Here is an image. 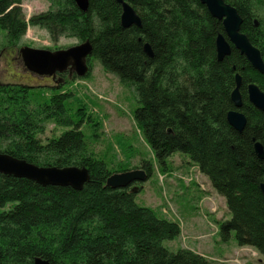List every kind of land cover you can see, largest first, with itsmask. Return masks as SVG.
Masks as SVG:
<instances>
[{
    "label": "trees",
    "instance_id": "1",
    "mask_svg": "<svg viewBox=\"0 0 264 264\" xmlns=\"http://www.w3.org/2000/svg\"><path fill=\"white\" fill-rule=\"evenodd\" d=\"M47 1L46 10L26 18L23 0H0L1 50L18 49L28 26H37L54 42H89L87 72L78 76L67 67L53 86L0 81V152L37 166L86 168L89 179L75 189L0 173V264H33L36 257L51 264H208L189 248L165 246L179 236L180 225L136 202L138 182L106 185L129 164L111 168V159L88 149L83 126H96L97 119L85 114L84 103L73 107L72 94L62 90L69 76L87 78L94 60L134 91L133 118L158 167L173 154L184 155L224 198L228 217L216 221L220 242L233 238L264 256V158L253 147L264 142V110L248 101L246 89L254 82L264 91V74L232 45L217 58L222 20L200 0H125L139 26L121 24L117 0H87L85 10L75 0ZM224 1L242 17L241 31L264 62V0ZM236 73L246 118L241 131L226 119L235 109ZM48 122L65 129L43 142L39 135ZM135 167L151 177L152 161Z\"/></svg>",
    "mask_w": 264,
    "mask_h": 264
},
{
    "label": "rangeland",
    "instance_id": "2",
    "mask_svg": "<svg viewBox=\"0 0 264 264\" xmlns=\"http://www.w3.org/2000/svg\"><path fill=\"white\" fill-rule=\"evenodd\" d=\"M48 5L47 0H23L21 3L26 18L46 10ZM2 42L3 32L0 30V81L43 86H53L56 80L27 70L19 49L28 46L56 51L78 43L75 38L66 37L54 42L45 29L37 26H28L18 49L1 50ZM69 77L71 80L62 90L72 94L73 107L79 102L84 103L85 114L97 119L96 126H83L88 149L98 157L111 159V168L123 161L129 164L128 170L139 169L135 166H140L141 161H152L151 177L134 184L136 189L140 188L135 200L179 223V236L165 241V246L172 251L189 248L203 255L208 264H264V256L254 248L238 246L233 238L220 242L216 221L228 217L225 200L211 188L208 179L192 162L184 155L173 154L164 169L158 167L151 148L134 121L133 110L137 102L132 89L105 72L97 60L93 61L87 78ZM64 129L48 122L39 137L45 142Z\"/></svg>",
    "mask_w": 264,
    "mask_h": 264
},
{
    "label": "water",
    "instance_id": "3",
    "mask_svg": "<svg viewBox=\"0 0 264 264\" xmlns=\"http://www.w3.org/2000/svg\"><path fill=\"white\" fill-rule=\"evenodd\" d=\"M78 7L82 10L87 8V0H75ZM121 4V24L129 26L130 24L140 25V19L133 8L124 0H117ZM206 6L210 14L217 19L222 20L225 36L218 34L215 39L217 58L220 60L231 51V45L243 54L250 65L264 74V62L260 50L254 46L247 35L241 31L242 17L235 7L229 5L224 0H200ZM144 51L150 56L151 49L147 43L144 44ZM91 52L89 42H81L56 51H50L44 48H34L24 46L19 49V54L25 68L38 75L52 76L57 71L66 69L69 65L78 76H84L87 72L86 57ZM241 76L235 74V87L231 92V101L234 105L233 110L226 114L227 122L236 130L241 131L246 123L244 114L239 111L242 106V97L240 93ZM248 101L260 110H264V91L259 86L250 82L247 84ZM255 154L264 158V142L259 141L253 144ZM0 173L12 174L17 177L33 180L41 185H60L71 186L80 189L89 179V173L86 168L77 166L55 167V166H37L25 160L12 157L6 153L0 152ZM146 174L141 168L125 170L109 175L106 179V185L111 188L127 187L133 182L145 181ZM264 193V183L260 185ZM135 187L133 188V190ZM33 264H51L47 259L36 257Z\"/></svg>",
    "mask_w": 264,
    "mask_h": 264
},
{
    "label": "flooded vegetation",
    "instance_id": "4",
    "mask_svg": "<svg viewBox=\"0 0 264 264\" xmlns=\"http://www.w3.org/2000/svg\"><path fill=\"white\" fill-rule=\"evenodd\" d=\"M125 1V0H124ZM127 2V1H126ZM128 3V2H127ZM130 5V4H129ZM131 6V5H130ZM132 7V6H131ZM121 13H122V7H121ZM136 13V12H135ZM121 17V16H120ZM69 67V69H73L72 68V66H68ZM88 68V67H87ZM59 71H57L54 75H52V76H50V78L51 79H55L56 81L58 80V75H57V73H58Z\"/></svg>",
    "mask_w": 264,
    "mask_h": 264
}]
</instances>
